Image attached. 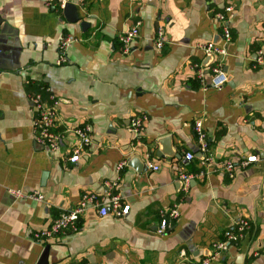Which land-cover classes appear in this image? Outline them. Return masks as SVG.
<instances>
[{
	"label": "crops",
	"instance_id": "0c3cea01",
	"mask_svg": "<svg viewBox=\"0 0 264 264\" xmlns=\"http://www.w3.org/2000/svg\"><path fill=\"white\" fill-rule=\"evenodd\" d=\"M70 2L76 22L44 0H0V264H36L46 245L48 264H180L181 250L198 261L240 218L251 227L210 264H264V63L256 62L259 51L264 59V0ZM229 5L231 42L224 45L215 14ZM136 21L139 36L122 53L118 35ZM158 26L161 50L151 43ZM66 35L80 40L58 63ZM210 41L225 47L218 58L228 81L203 89L191 65L204 63L200 45ZM27 82L45 83L58 98L59 129L91 125L93 141L76 164L35 141ZM135 115L144 117L139 138L129 129ZM196 119L215 161L236 165L233 177L209 170L181 183V174L200 167ZM168 135L180 158L156 155L158 139ZM188 151L193 160L185 159ZM252 155L255 161L241 165ZM149 163L159 168L148 170ZM106 182L130 205L126 216L101 217L88 207L77 231L32 239L83 192L102 195ZM9 189L44 198H18ZM173 204L180 215L161 233V212Z\"/></svg>",
	"mask_w": 264,
	"mask_h": 264
},
{
	"label": "built area",
	"instance_id": "2783aa9c",
	"mask_svg": "<svg viewBox=\"0 0 264 264\" xmlns=\"http://www.w3.org/2000/svg\"><path fill=\"white\" fill-rule=\"evenodd\" d=\"M71 0H44L47 8L62 10L64 6ZM233 6H227L223 12L219 11L215 14V19L220 23L221 42L224 45L231 42V32L227 20L233 14ZM140 22L136 21L131 27L118 35L119 49L122 53H128L132 41L139 36ZM80 38L66 35L59 42L60 55L57 59L58 63L67 61L66 51L69 47L78 42ZM166 42L165 32L162 26H158L151 38V43L157 50H161ZM203 51V58L212 57L207 64L203 60L192 63L194 69V77L199 81L201 87L206 89L208 86L218 88L228 81V76L223 70L221 59L218 57L225 54V47L213 41L205 42L200 45ZM256 62L260 65L264 63L263 56L259 51ZM210 73V80H206V74ZM47 100L37 94L36 96H28L30 108L33 115V132L35 141L44 149L56 153H60V159L65 165L76 164L83 156L84 150L92 143V128L89 123H77L65 125L62 129L57 127L56 120L58 116L59 100L52 93L49 87ZM129 129L139 138L144 131V117L135 115L130 119ZM193 131L196 137L197 150L202 154L200 158V167L197 172H188L181 174V180L187 186L189 179L194 175L204 174L209 170H221L227 173L229 177L234 176L236 165L231 161L217 163L210 151L206 133L203 129L202 121L196 119L193 124ZM137 143H140L137 140ZM185 159L190 161L194 159V153L188 151L185 153ZM256 156H249L241 165H246L251 161H255ZM126 161H121L117 165L121 169ZM148 170H157L159 165L148 164ZM106 190L102 195H98L92 191L82 193L79 202L68 210L61 211L47 226L32 234V239L39 243H45L67 231H77L81 214L88 208L92 207L99 216H109L121 218L128 214L130 205L124 203L119 194L114 192L115 182H106ZM15 197L26 198L41 201L44 198L42 192L24 191L21 189H9ZM180 215L178 204L161 212V221L159 232H164L172 225V222ZM251 227L250 222L246 218H240L236 221L234 228L227 229L222 233L220 239H216L211 243L212 250L209 255L198 261H191L185 255L183 250L180 251V264H210L212 260L221 259L223 254L229 249L230 245L238 243L244 233Z\"/></svg>",
	"mask_w": 264,
	"mask_h": 264
},
{
	"label": "water",
	"instance_id": "95a60500",
	"mask_svg": "<svg viewBox=\"0 0 264 264\" xmlns=\"http://www.w3.org/2000/svg\"><path fill=\"white\" fill-rule=\"evenodd\" d=\"M63 14H64L66 20L69 22H76L80 18L77 6L72 2H68L64 6ZM82 25L84 27H86L85 23H82ZM211 59H212L211 56L207 57L204 61V64H207L208 62H210ZM171 139H172V137L170 135L163 136L160 139H158L157 142L161 145L162 148L159 151H156L157 156L167 155L169 157H177V158L181 157L180 153H178L177 151H174L172 149ZM196 157L202 158V154L199 153L196 155ZM263 157H264V154H263ZM144 167H145V164L143 162V163H141V168L139 167L138 170H142V169H144ZM180 181H181V183L183 182L181 179H180ZM48 249H49V246L46 245L44 247L42 254H41V256H40V258L36 264H48V260H47Z\"/></svg>",
	"mask_w": 264,
	"mask_h": 264
},
{
	"label": "trees",
	"instance_id": "16d2710c",
	"mask_svg": "<svg viewBox=\"0 0 264 264\" xmlns=\"http://www.w3.org/2000/svg\"><path fill=\"white\" fill-rule=\"evenodd\" d=\"M47 85L45 83H35V82H27L25 84V89L29 96H36L39 94L43 100H47L48 92ZM219 133H217L218 135ZM194 171H199V168H192Z\"/></svg>",
	"mask_w": 264,
	"mask_h": 264
}]
</instances>
